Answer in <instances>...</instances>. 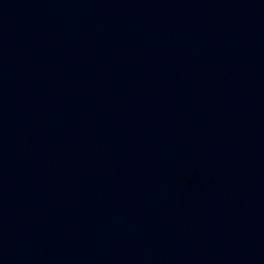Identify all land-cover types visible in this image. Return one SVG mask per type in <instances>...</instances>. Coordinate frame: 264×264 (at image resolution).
I'll return each mask as SVG.
<instances>
[{
    "label": "water",
    "instance_id": "1",
    "mask_svg": "<svg viewBox=\"0 0 264 264\" xmlns=\"http://www.w3.org/2000/svg\"><path fill=\"white\" fill-rule=\"evenodd\" d=\"M0 264H264V0H0Z\"/></svg>",
    "mask_w": 264,
    "mask_h": 264
}]
</instances>
